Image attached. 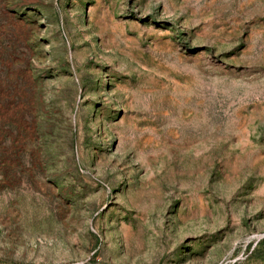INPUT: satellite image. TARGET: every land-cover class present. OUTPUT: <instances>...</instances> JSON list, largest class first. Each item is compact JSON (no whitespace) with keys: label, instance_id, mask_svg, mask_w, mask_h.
Masks as SVG:
<instances>
[{"label":"rangeland","instance_id":"1","mask_svg":"<svg viewBox=\"0 0 264 264\" xmlns=\"http://www.w3.org/2000/svg\"><path fill=\"white\" fill-rule=\"evenodd\" d=\"M0 264H264V0H0Z\"/></svg>","mask_w":264,"mask_h":264}]
</instances>
